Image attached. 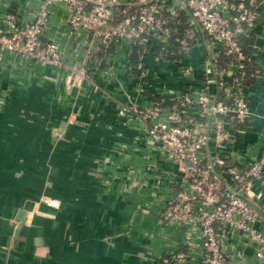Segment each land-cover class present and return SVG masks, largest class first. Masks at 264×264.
<instances>
[{"label": "crops", "instance_id": "1", "mask_svg": "<svg viewBox=\"0 0 264 264\" xmlns=\"http://www.w3.org/2000/svg\"><path fill=\"white\" fill-rule=\"evenodd\" d=\"M39 6L40 0H0V22L7 10L26 21ZM180 13L184 44L177 46L173 37L148 44L134 63L128 42L88 56L89 39L68 35L62 3L53 6L46 31L59 44L62 67L2 55L0 220L11 222L14 211L48 208L47 195L61 207L48 208L52 218L33 216L22 225L19 264H32L26 263L29 256L33 264H169L181 234L145 206L172 196V180L182 173L155 149L133 109L157 97L194 92L206 79L220 96L207 34L185 8ZM259 17L247 42L257 75L247 84L251 115L231 126L233 142H209L207 163H248L264 150V0ZM161 48L173 52L163 54ZM59 126L66 128L60 139ZM243 251L247 264H258L253 246Z\"/></svg>", "mask_w": 264, "mask_h": 264}, {"label": "built area", "instance_id": "2", "mask_svg": "<svg viewBox=\"0 0 264 264\" xmlns=\"http://www.w3.org/2000/svg\"><path fill=\"white\" fill-rule=\"evenodd\" d=\"M262 1L40 0L26 21L13 10L2 15L0 59L9 52L62 67L59 44L46 36L58 3L66 8L71 39L79 41L82 34L89 39L88 56L124 42L168 43L179 35V27L169 21L184 25L179 18L183 8L206 32L214 66L220 52L237 55L236 62L218 70L219 97L211 91L212 80L206 79L194 92L168 95L170 103L154 100L144 109H133L144 120L155 149L182 173L172 180V196L157 197L145 206L181 234L166 258L169 264H247L243 250L249 245L258 264H264V150L248 163L227 164L223 158L207 163L205 157L211 140L218 147L233 142L231 126L251 115L244 81L249 58L241 42L255 30ZM184 72L190 74L187 68Z\"/></svg>", "mask_w": 264, "mask_h": 264}, {"label": "rangeland", "instance_id": "3", "mask_svg": "<svg viewBox=\"0 0 264 264\" xmlns=\"http://www.w3.org/2000/svg\"><path fill=\"white\" fill-rule=\"evenodd\" d=\"M56 134L59 139L64 137V135L66 134V128L59 126L56 129ZM61 140H64V139H61ZM45 197L47 198L44 199V203H46V205L49 206L48 208L50 207H53L56 209L61 208L59 206V202L55 203L54 201H51L48 195ZM48 208H44V207L30 208V210H27V213H25V216H23L22 222H19L17 220L19 211L18 212L14 211V214H16L15 218H12L11 222L9 223H3L0 220V264H19L18 262L19 261V254H18L19 247L23 246L22 240L19 237V231L21 230L22 225H24V223L25 224L28 223L30 221L29 219L33 216L52 218L51 216L54 215V212L49 211ZM26 214H27V217H26ZM64 259H65V256H62V260L60 259L59 261H64ZM26 261H27L26 263L33 264V259L31 256H29V258H27Z\"/></svg>", "mask_w": 264, "mask_h": 264}, {"label": "trees", "instance_id": "4", "mask_svg": "<svg viewBox=\"0 0 264 264\" xmlns=\"http://www.w3.org/2000/svg\"><path fill=\"white\" fill-rule=\"evenodd\" d=\"M179 18H181V13L179 14ZM169 24L173 25L175 27L176 26L179 27V35L173 36L174 44H177V46L183 45L184 44V40H183L184 38L183 37H184L185 30H186L185 25H177L176 21H173V20H170ZM250 38H251V35L246 37V38H243L242 42H241L242 46L244 48V52L247 56H248V47H249V44H247V42H249ZM144 47H145L144 44H141V43L133 44V51H132V55L130 58V61L132 63L137 62L139 56L143 53ZM160 51H162L163 54H165V53L171 54L173 52V51H171V49H164V48ZM236 61H237V55L235 53L224 51V52H220L218 54V57L216 59V66H217L218 70H222V69L226 68L229 64L236 62ZM246 73L247 74L244 76V81L248 84L255 79V76H254L255 71H254V69H253V67L249 61H247ZM161 99H164L167 103H170V99L168 97H157V98H155V100H161Z\"/></svg>", "mask_w": 264, "mask_h": 264}, {"label": "water", "instance_id": "5", "mask_svg": "<svg viewBox=\"0 0 264 264\" xmlns=\"http://www.w3.org/2000/svg\"><path fill=\"white\" fill-rule=\"evenodd\" d=\"M214 96L217 97V95H214ZM24 214H25V210H20V211H19V214H18V216H17V220H18L19 222H22Z\"/></svg>", "mask_w": 264, "mask_h": 264}]
</instances>
